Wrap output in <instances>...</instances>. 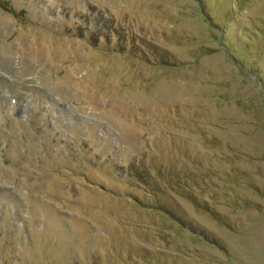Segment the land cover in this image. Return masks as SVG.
I'll use <instances>...</instances> for the list:
<instances>
[{"label": "rangeland", "instance_id": "rangeland-1", "mask_svg": "<svg viewBox=\"0 0 264 264\" xmlns=\"http://www.w3.org/2000/svg\"><path fill=\"white\" fill-rule=\"evenodd\" d=\"M0 264H264V0H0Z\"/></svg>", "mask_w": 264, "mask_h": 264}, {"label": "trees", "instance_id": "trees-1", "mask_svg": "<svg viewBox=\"0 0 264 264\" xmlns=\"http://www.w3.org/2000/svg\"><path fill=\"white\" fill-rule=\"evenodd\" d=\"M229 51L232 53L234 52V50H232L231 48H229ZM129 174H130V176L135 177V178H137V176H138V173L135 170L133 171V173L130 172Z\"/></svg>", "mask_w": 264, "mask_h": 264}]
</instances>
